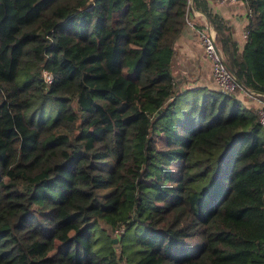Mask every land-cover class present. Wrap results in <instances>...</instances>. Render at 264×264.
<instances>
[{"label": "trees", "instance_id": "trees-1", "mask_svg": "<svg viewBox=\"0 0 264 264\" xmlns=\"http://www.w3.org/2000/svg\"><path fill=\"white\" fill-rule=\"evenodd\" d=\"M244 2L241 50L193 5L264 99V0ZM189 14V0H0V264H264V127L234 95L176 88Z\"/></svg>", "mask_w": 264, "mask_h": 264}, {"label": "crops", "instance_id": "crops-1", "mask_svg": "<svg viewBox=\"0 0 264 264\" xmlns=\"http://www.w3.org/2000/svg\"><path fill=\"white\" fill-rule=\"evenodd\" d=\"M207 4L212 13L219 15L226 22L233 40L241 50L245 42L243 34L248 23L247 4L244 1L234 4H218L208 0ZM189 10V17L175 42L171 59V73L175 79V86L179 90L205 87L217 90L211 78L210 63L198 43L195 31V27H211L202 13L194 8V5H191ZM188 22L194 24L195 27L193 28ZM234 96L246 107L256 110L259 105L257 98L248 97L242 89Z\"/></svg>", "mask_w": 264, "mask_h": 264}, {"label": "built area", "instance_id": "built-area-1", "mask_svg": "<svg viewBox=\"0 0 264 264\" xmlns=\"http://www.w3.org/2000/svg\"><path fill=\"white\" fill-rule=\"evenodd\" d=\"M218 4H234L243 2L245 0H208ZM191 4L189 3V9ZM247 13H250L248 9ZM193 28L194 24L188 22ZM196 36L198 43L210 63V74L213 82L215 83L217 90L226 95H235L240 89L244 90L246 95L250 98H257L259 101L258 107H256V114L258 122L261 126L264 127V99L261 98L260 94H257L250 90H245L240 87L235 76L227 69V66L224 62V57L220 49L215 43V32L208 27H195ZM243 38L246 40L247 32L243 34ZM43 77L45 82L50 83L51 75L47 72H43ZM260 97V98H259ZM116 233H118L116 231Z\"/></svg>", "mask_w": 264, "mask_h": 264}, {"label": "rangeland", "instance_id": "rangeland-1", "mask_svg": "<svg viewBox=\"0 0 264 264\" xmlns=\"http://www.w3.org/2000/svg\"><path fill=\"white\" fill-rule=\"evenodd\" d=\"M157 146H158V148H163L164 146H165V144H164V139H159L158 141H157ZM189 243V239L187 240V244Z\"/></svg>", "mask_w": 264, "mask_h": 264}, {"label": "water", "instance_id": "water-1", "mask_svg": "<svg viewBox=\"0 0 264 264\" xmlns=\"http://www.w3.org/2000/svg\"><path fill=\"white\" fill-rule=\"evenodd\" d=\"M189 3H190L191 5H193V0H189ZM112 242L115 243V242H116V239H113Z\"/></svg>", "mask_w": 264, "mask_h": 264}]
</instances>
